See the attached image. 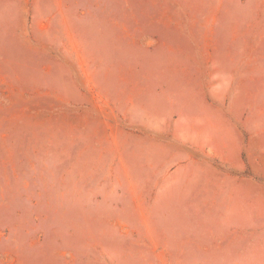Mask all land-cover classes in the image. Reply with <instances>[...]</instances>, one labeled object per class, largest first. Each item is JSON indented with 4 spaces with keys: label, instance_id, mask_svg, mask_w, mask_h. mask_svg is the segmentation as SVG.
Listing matches in <instances>:
<instances>
[{
    "label": "rangeland",
    "instance_id": "374dc122",
    "mask_svg": "<svg viewBox=\"0 0 264 264\" xmlns=\"http://www.w3.org/2000/svg\"><path fill=\"white\" fill-rule=\"evenodd\" d=\"M0 264H264V0H0Z\"/></svg>",
    "mask_w": 264,
    "mask_h": 264
}]
</instances>
